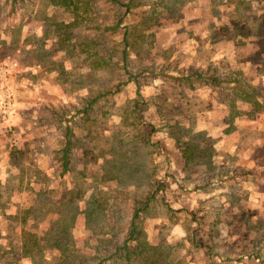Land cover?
Segmentation results:
<instances>
[{
    "label": "rangeland",
    "instance_id": "obj_1",
    "mask_svg": "<svg viewBox=\"0 0 264 264\" xmlns=\"http://www.w3.org/2000/svg\"><path fill=\"white\" fill-rule=\"evenodd\" d=\"M119 1L130 2L128 14L109 0H91L88 17L71 32L87 54H65L54 30L71 22L70 13L47 0H0V102L7 104L0 105V252L13 250L4 264H16L22 240L21 226L1 213L23 219L25 210V227L42 250L33 264H97L124 240L133 199L154 190L153 172L162 190L138 226L144 240L167 252L168 264H264V111L258 117L240 103L243 89L227 106V89L196 77L197 40L210 20L197 26L200 18L189 17H202V9L170 19L162 0ZM220 1L222 12L228 1ZM258 34L262 55L209 46L218 47L226 68L239 60L236 79L257 78L254 95L246 93L261 101L264 32ZM92 101L88 114L80 113ZM150 127L155 153L144 142ZM234 129H245L240 140H256L251 154L259 167L237 164L243 152L227 132ZM69 130V172L62 176ZM178 140L189 144L188 162Z\"/></svg>",
    "mask_w": 264,
    "mask_h": 264
},
{
    "label": "crops",
    "instance_id": "obj_2",
    "mask_svg": "<svg viewBox=\"0 0 264 264\" xmlns=\"http://www.w3.org/2000/svg\"><path fill=\"white\" fill-rule=\"evenodd\" d=\"M227 1H228V5L226 6L228 7H225L224 11L222 12L219 11V9H216L218 3L221 2L220 0H162L161 2L163 3L166 9L167 8L172 9L173 7L176 8L177 6H179V15L183 14L185 19L187 15V13L186 14L184 13L185 9L193 8V6H195V8L203 10L204 13L202 17L200 15L189 17V19L200 18L194 22L195 24H197V26L204 23L203 17H205V19L207 20H210L206 28L207 31L199 35V38L197 40L198 47L196 49V52L200 57V59L197 62V68H199L197 71H199L198 73L200 72L202 73V77H203L201 79L202 84L212 89L213 88L227 89L229 92L228 99L226 100L225 103L227 106L230 105V99H233L235 94L238 93L240 89L241 90L243 89L244 92L243 93L240 92L242 96V99L239 100L241 101L240 103L244 102L242 104L244 105L247 104L248 106H250V109L255 108L257 110L256 115L259 117V114H261L264 111V107L261 108V106H258L259 108H256L257 103H260V105L262 104L261 101L256 97H251V95H248L251 93V89H255L253 83L256 81L257 78L253 77L250 80L247 79L245 81L236 79L239 78V76L236 74L237 71L234 70V68H235V64L237 62L239 63V60L234 59L232 63L233 67L226 68V65L224 64L225 63L224 60L221 59L223 57L219 55L218 51L216 52L218 47H216L215 49L214 47H211L212 49H210L209 44L220 42L222 43L221 45L229 49L230 52H234L238 49H244L250 47L254 49L258 55L259 54L262 55V51H261L262 45L259 44V40L261 38L258 32H262L264 30V9H263L264 0H255L256 2L255 4H253L254 2H252L251 0L250 1L246 0L249 3L244 2V0H227ZM246 7L252 9V11L249 12L250 16L245 15L244 9ZM169 12H170L169 13L170 19L174 18V16L172 15L173 12L170 10ZM233 25H235V28H233ZM237 26L238 28L240 27L239 32L241 33V35L233 34V30H235ZM247 29L250 31L249 33L246 32L247 33L246 34L245 31H247ZM210 52H212V56L209 55ZM259 71L261 70L259 69ZM211 78L216 79L217 81L212 84ZM246 81L248 83H245ZM243 97H248V100H243ZM220 106H223L221 107L223 108V110L225 109V106L222 103ZM223 110L221 112H223ZM245 115L249 116L248 114ZM249 123L253 125L257 124V117L254 120L250 121ZM255 130L258 133L261 131V129H255ZM244 131L245 129H240V131L236 129L227 131L229 134L231 135L233 134L237 136V139H235L234 141L235 144H232L236 146L237 154L238 152H243L241 156H238V158L236 157L237 164L243 165L245 168L259 167L260 162L254 159L251 154V146L256 142V140H251V139H249L248 141L247 140L244 141L243 139L240 140V138L243 135V134L240 135V133ZM239 140L243 141L244 146L240 144ZM18 249L20 250L19 247L17 248V250ZM12 252H13L12 249H9L8 251H3V253L0 252L1 254H4L2 257H0V262H1L0 264H4V261L9 262L8 257H10ZM22 259L30 260V258H20V256H18L16 264H20V261ZM30 264H33L31 260H30Z\"/></svg>",
    "mask_w": 264,
    "mask_h": 264
},
{
    "label": "trees",
    "instance_id": "obj_3",
    "mask_svg": "<svg viewBox=\"0 0 264 264\" xmlns=\"http://www.w3.org/2000/svg\"><path fill=\"white\" fill-rule=\"evenodd\" d=\"M17 1H23V0H11V3H15ZM113 6L123 8L125 9V13H129L131 7H130V2L124 3L123 1L119 0H109ZM47 3L49 6L53 8H61L65 12L71 14V22L69 23H61L60 24H55V30L54 32L57 35L58 39V45L62 51L65 52V54H71L75 50H77V53L81 54H87V50L84 48L82 49V43H77L75 41L76 36L73 35L71 32L73 29H76L79 27L86 19L88 12L91 10V0H47ZM82 10V11H81ZM169 11L170 9L167 8ZM81 11V12H80ZM170 11L172 12H179V6L176 8L173 7ZM248 13V14H247ZM243 15V14H241ZM246 16H250L248 11H245ZM116 25L113 27V30L117 29L119 25L121 24V21H117L115 23ZM240 28V27H239ZM238 26L236 27L235 30H233L234 35H241L239 32ZM108 30V29H105ZM250 30L247 29L245 33H249ZM264 30L262 31V33ZM246 33V34H247ZM127 59V54L125 51L122 52V60L125 61ZM121 60V61H122ZM127 72V71H126ZM127 74L129 75V80L128 81H134L135 77L130 75L128 72ZM197 78L202 79V74L196 72L195 73ZM217 80L211 78V83H215ZM223 89V88H222ZM252 95H254L255 90L251 89ZM251 94V93H250ZM253 97V96H251ZM243 100H248V97H243ZM95 101L90 102L89 106L84 108L80 113H83L84 115L88 114V110L94 104ZM261 105L260 103H257L256 108H259L258 106H261V108L264 107V98H261ZM153 132V127H150L147 130L146 138H144L145 145L151 149V153H155L158 151V146L157 144H152L150 140V135ZM71 134V131H67L65 138V144L63 148L61 149V175L64 176L69 172V165H70V153H71V140L69 139V135ZM179 152L183 156L184 162H188L189 158L186 156V151L188 150V143L185 142H180L179 140L176 142ZM149 149V152H150ZM152 186L154 190L150 193L147 194L146 197L144 198H137L135 197L133 199V210L132 214L130 217L128 229L126 232V235L124 237V240L122 241L121 244L115 246L114 251L108 255L107 257H102L98 260L97 264H105L108 261L112 260H121L123 264H168L167 261V252L164 250L157 249L153 245H151L146 239H143V232L140 230V227L138 226V222L141 219V216L146 214L147 211L150 209L152 206V203L156 200L155 194L158 191H161V184L158 183V180L156 179V172H153V177H152ZM167 210H170V207L168 205ZM31 210H25L23 212H20L22 215L23 213H26L25 217L23 219L19 218V215L16 213L11 214V215H5V213H1V216L4 217L9 222H17L18 225L21 226V229L19 230L20 232V237H21V242H20V258H30L34 260V257L38 256L40 252L42 251L39 249V242L40 239L38 238L37 235L32 234L29 232L28 228L26 226V221L28 220L27 215L30 213ZM191 215L193 213H190ZM24 226V227H23ZM64 234V231L60 233V235ZM58 237L59 234H58ZM56 237V239L58 238ZM59 239V238H58ZM58 243L55 239L54 241L51 239V245L52 247L58 249ZM4 254H0V257H2Z\"/></svg>",
    "mask_w": 264,
    "mask_h": 264
},
{
    "label": "built area",
    "instance_id": "obj_4",
    "mask_svg": "<svg viewBox=\"0 0 264 264\" xmlns=\"http://www.w3.org/2000/svg\"><path fill=\"white\" fill-rule=\"evenodd\" d=\"M4 71H5V69H3L2 72H4ZM5 96H6V95H4L3 98H5ZM0 105H3V106L5 107L7 104L5 103V100H4V101H1V102H0ZM8 112H9V108L7 107V108H5L4 114L7 115Z\"/></svg>",
    "mask_w": 264,
    "mask_h": 264
}]
</instances>
